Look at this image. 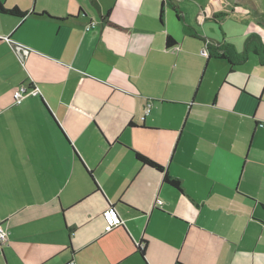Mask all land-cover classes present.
Returning a JSON list of instances; mask_svg holds the SVG:
<instances>
[{"label":"crops","instance_id":"1","mask_svg":"<svg viewBox=\"0 0 264 264\" xmlns=\"http://www.w3.org/2000/svg\"><path fill=\"white\" fill-rule=\"evenodd\" d=\"M1 1L27 15L0 13V264H264L258 55L209 56L202 43L233 47L183 0ZM204 2L200 24L264 26V0ZM252 27L244 46L264 43ZM22 86L37 93L17 103ZM109 206L122 224L106 231Z\"/></svg>","mask_w":264,"mask_h":264},{"label":"trees","instance_id":"2","mask_svg":"<svg viewBox=\"0 0 264 264\" xmlns=\"http://www.w3.org/2000/svg\"><path fill=\"white\" fill-rule=\"evenodd\" d=\"M90 1H91L92 5L96 9H98L97 2L95 0H90ZM0 13L12 15V16H17L20 18H24L27 15V12L22 11L17 7H14L11 9L6 8L1 0H0ZM162 15H163V8L161 9V16ZM221 16H223V15L220 14L217 17L219 18ZM259 39L260 38H258V36H256V35L249 36L245 42L244 50L241 52H237L233 48L231 49L230 46H228V45H219L218 47L211 45V46H209V50H208L209 56H214L217 58L226 59L231 63V65L235 66V65H239V64L246 62L249 58L250 52H253V53L258 55L260 63L262 65H264V44L259 42L258 41ZM166 43H167V47H169V48H173L177 45L176 40L171 35L167 36ZM30 88H32V87H30ZM135 157H136L137 161H139L145 165H149L150 167L163 172L164 173V176H163L164 182L171 185L172 187L182 191V186H181L180 180L178 178H175V177L169 175V173L164 170V167L162 165L158 164L157 162L153 161L149 157H147L144 154L137 152V151H135ZM88 173L91 177H93L91 171L88 170ZM95 186L98 188L97 185H95ZM137 249L141 252L143 257L145 258L146 244L144 241L142 242L141 246H137Z\"/></svg>","mask_w":264,"mask_h":264},{"label":"rangeland","instance_id":"3","mask_svg":"<svg viewBox=\"0 0 264 264\" xmlns=\"http://www.w3.org/2000/svg\"><path fill=\"white\" fill-rule=\"evenodd\" d=\"M197 2L205 3L204 0H183L182 5L186 9V11H188V19L193 21L194 28L197 29L199 31V34L203 36L207 41H213L216 43H225V44L232 45V47L237 52H239V51L244 50V45L242 44L241 39H239L238 37L240 31H245V32L247 30L250 31L254 29V27L252 26H256L264 33V26L262 24H259L256 21H253L252 26L250 24L248 26L247 23H241L240 21H236V20L225 21V22L223 21L222 24L220 25L214 22L211 23V21L210 22L207 21L204 24H200L197 21V13L195 14V11L193 10V5L197 9H199L198 6L196 5ZM180 9L182 11H185L183 10V8H181V6H180ZM263 17H264V12H263ZM179 24H180V21L176 24V26H178ZM183 26H184V21L181 22L180 29ZM202 44H203V48L201 50L206 49L205 47L206 45L204 43ZM250 54H253L252 55L253 57L255 56V53L253 52H250Z\"/></svg>","mask_w":264,"mask_h":264},{"label":"built area","instance_id":"4","mask_svg":"<svg viewBox=\"0 0 264 264\" xmlns=\"http://www.w3.org/2000/svg\"><path fill=\"white\" fill-rule=\"evenodd\" d=\"M95 26V22H91L89 26H87V30H89L91 27ZM19 49V54L20 57L23 58L24 54H23V50L22 48L18 47ZM204 52H208V48L203 50ZM28 92L31 93H37V88L33 87V88H29V87H25L22 86L20 87L16 92H15V100L17 103H20L21 100L28 94ZM161 204L162 201L161 200H156L155 204ZM106 220H107V225L105 227L106 231H110L112 230L114 227L119 226L122 224V221L120 220V218H118L115 214L111 213L110 211H107L106 213ZM8 242V232L6 230V228L4 227V225L1 223L0 224V243L1 244H7ZM68 264H75L74 261L69 262Z\"/></svg>","mask_w":264,"mask_h":264},{"label":"water","instance_id":"5","mask_svg":"<svg viewBox=\"0 0 264 264\" xmlns=\"http://www.w3.org/2000/svg\"><path fill=\"white\" fill-rule=\"evenodd\" d=\"M108 211H110L111 213L115 214L119 218V216H118V214H117L116 209H115L114 206H109Z\"/></svg>","mask_w":264,"mask_h":264}]
</instances>
